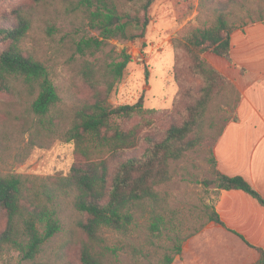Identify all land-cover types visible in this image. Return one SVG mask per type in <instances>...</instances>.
Returning a JSON list of instances; mask_svg holds the SVG:
<instances>
[{"label": "trees", "instance_id": "16d2710c", "mask_svg": "<svg viewBox=\"0 0 264 264\" xmlns=\"http://www.w3.org/2000/svg\"><path fill=\"white\" fill-rule=\"evenodd\" d=\"M60 1L78 12L82 23V32L68 35L77 75L89 87L66 131L79 161L66 174L0 175V213L6 218L0 253L14 250L31 264H52L39 259L46 243L62 230L60 208L70 201L82 215L77 223L84 235L79 248L82 264H174L183 254L182 243L206 222L225 225L216 209L217 196L206 207V222L187 235H182L183 224L167 218L173 210L170 190L180 163L198 157L208 138L213 178L204 180V185L214 187L217 195L221 190L241 189L264 205V197L243 176L224 174L217 167L214 147L227 123L237 120L236 115H225L223 108L235 113L242 95L204 56L211 51L232 62L233 32L264 21V0H197V15L176 32L173 45L186 49L191 60L187 72L203 85L188 103L183 121L170 123L161 135H143L144 123L138 119L151 124L153 118L147 116L157 112L145 107L144 93L133 104L111 102L132 55L125 48L107 50L111 41L146 37L156 0ZM48 14L47 0L21 3L0 14V91L31 96V110L46 131L57 126L61 96L48 67L24 42L37 19ZM49 24L52 31L55 26ZM219 119L226 123L213 134ZM141 142L145 148L139 151ZM141 216L151 237L167 231L174 244L153 253L148 249L151 237L139 242ZM109 232L125 239L111 245ZM245 242L259 253L254 264H264V249Z\"/></svg>", "mask_w": 264, "mask_h": 264}, {"label": "rangeland", "instance_id": "374dc122", "mask_svg": "<svg viewBox=\"0 0 264 264\" xmlns=\"http://www.w3.org/2000/svg\"><path fill=\"white\" fill-rule=\"evenodd\" d=\"M32 1L1 0L0 14ZM47 6L49 14L37 19L24 46L45 63L58 88L61 96L56 107L58 123L49 131L44 130L38 122V116L31 110V96L0 91V175L66 174L72 164L79 161L75 144L66 139V131L72 123L80 98L89 92V87L77 75V63L68 40L69 34L82 32L81 15L71 11V6L67 7L60 0H47ZM197 13V0H156L150 9L152 19L146 37L135 41L114 40L107 48L116 51L125 48L132 55L122 80L112 92L111 102L114 105L133 104L144 93L145 107L157 110L147 116L153 118L151 124L147 119H138L144 123L143 135H161L170 123L182 122L188 103L199 94L203 85L199 77L187 72L191 60L186 49L173 45L176 32L194 19ZM49 22L55 26L52 31L49 30ZM146 70L149 71L148 79ZM223 113L234 116V112L227 107L223 108ZM224 123V119H219L212 133L216 134ZM211 143L212 139H206L198 157L180 163L181 169L170 190L174 197L173 210L167 218L169 222L183 224L182 235L191 233L206 222V207L217 196L214 187H206L203 183L213 178L209 161ZM144 148L145 143L141 142L139 151ZM60 218L62 230L46 243L39 260L52 264H82L79 248L84 235L77 228L82 215L70 201H66L60 208ZM5 224L6 218L0 213V231ZM136 234L138 241L143 243L151 237L145 217H139ZM107 235L111 245L119 239H125L114 232ZM151 238L153 244L148 249L153 253L161 252L175 242L168 238L167 231ZM186 241L182 243L183 247ZM180 257L176 256L174 262ZM223 262L219 258L212 261L213 264ZM0 264L31 262L22 260L17 251L4 250L0 253Z\"/></svg>", "mask_w": 264, "mask_h": 264}, {"label": "crops", "instance_id": "0c3cea01", "mask_svg": "<svg viewBox=\"0 0 264 264\" xmlns=\"http://www.w3.org/2000/svg\"><path fill=\"white\" fill-rule=\"evenodd\" d=\"M204 56L242 95L237 120L227 123L214 147L217 167L224 174L243 176L264 197V21L233 32L232 62L211 51ZM216 209L225 225L207 222L186 241L174 264H213L214 258L223 264L258 261L259 253L245 240L264 249V205L246 191L232 189L220 191Z\"/></svg>", "mask_w": 264, "mask_h": 264}]
</instances>
